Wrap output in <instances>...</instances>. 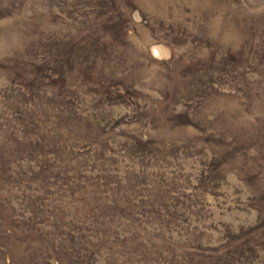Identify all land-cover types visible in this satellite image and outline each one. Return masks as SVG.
I'll return each instance as SVG.
<instances>
[{"label":"rangeland","instance_id":"rangeland-1","mask_svg":"<svg viewBox=\"0 0 264 264\" xmlns=\"http://www.w3.org/2000/svg\"><path fill=\"white\" fill-rule=\"evenodd\" d=\"M15 1L0 0V245L12 264H227L238 248L227 233L240 227L252 228L243 236L252 240L245 253H255L249 264H264V205L253 206L264 190L241 178L256 172L254 162L231 158L214 191L201 189L214 154L209 138L219 136L214 116L228 130L264 121V0H117L132 63L121 59L135 67L104 70L122 85L110 87L111 99L74 76L63 90L73 97L63 99L52 83L62 77L34 74L44 60L24 53L40 49L29 35L38 19L57 16L47 32L80 42L92 33L82 23L95 26V5L108 0H68L63 8ZM193 78L215 84L191 88ZM187 93L210 95L197 114L173 100ZM64 100L73 103L54 108ZM194 136L195 152L175 153ZM139 139L159 148L158 158L133 150ZM156 193L164 206L153 202ZM121 211L127 220L110 218ZM9 255L0 264H10Z\"/></svg>","mask_w":264,"mask_h":264},{"label":"trees","instance_id":"trees-1","mask_svg":"<svg viewBox=\"0 0 264 264\" xmlns=\"http://www.w3.org/2000/svg\"><path fill=\"white\" fill-rule=\"evenodd\" d=\"M14 1V5H16V1ZM68 0H44L47 3L49 7L54 8H63L65 3ZM28 0H25V6L27 5ZM10 4L12 6L13 2L10 1ZM23 4V5H24ZM88 3L86 1H83L84 6H88ZM125 6H128L129 0L124 1ZM46 5V4H45ZM30 6V5H29ZM62 6V7H61ZM95 7L98 10H95L96 16H95V26L93 27H86L85 24L87 22H83V28L82 31H88L92 32L89 36L82 38L79 40L80 42L73 41L71 39V35L68 33H59V32H50L47 30L52 27L56 22L52 20V18L57 19V16H49L45 17L44 20L38 19V22L36 25L31 29L29 35H34L35 40L38 44V48L35 49V47L31 46L28 48L27 51H25V56L32 59H42L44 60L45 67H40L34 74H38L41 77H44L45 75L48 76L47 73H51V77L53 76H61V81L58 82V80H54L52 83L55 84L54 87H58L62 91L67 85V78L70 76H74V79L77 77L79 78L81 83L90 84L91 86H95L92 91L96 93H100L104 95L106 98L111 99L112 93L110 91V87L113 88H120L119 86H122L120 83H115L113 80L109 79L108 76L105 75L104 70L109 72H119V71H127L130 68L135 67L134 65H126L124 64V60L121 59V56L123 59L127 60L129 63H132V61L124 56V48L126 47V41L124 40V37H126V30L128 29V21L122 18V14L119 13L120 6L118 5L117 0H108V1H101L98 4L95 5ZM35 15V8L32 9ZM23 11V10H22ZM21 10L19 11L22 12ZM18 13V14H19ZM36 17V16H35ZM72 17V16H71ZM37 18V17H36ZM61 22V26L69 27V20H65L62 17H58ZM87 18V17H86ZM73 19V18H72ZM74 20V19H73ZM75 21V20H74ZM47 32V33H46ZM63 35V37L60 39H56L58 36ZM28 35V36H29ZM38 36V37H37ZM90 38V40H87V38ZM47 39L48 42L44 43L41 39ZM67 38V39H63ZM70 39V40H69ZM123 54V55H122ZM15 64L18 65L17 61H20V63L24 62L22 61V58H15ZM165 64L164 66H166ZM50 66V67H49ZM169 69V68H168ZM28 70V68L26 69ZM25 70V71H26ZM46 70V71H45ZM203 71V70H202ZM187 75L181 74V78L183 81H185ZM50 77V78H51ZM206 77V76H205ZM55 78V77H54ZM166 79L169 81L172 80L171 77L165 76ZM188 83V86L191 88L197 87V86H208V84H215V80L210 79H196L193 78L192 81H186ZM217 82V81H216ZM125 86V84L123 83ZM212 86V85H211ZM187 89V88H186ZM57 93L63 99L65 97H73V95L70 92L63 91V92ZM188 92V90H187ZM190 94V93H189ZM188 93L184 95H180L179 99H173L177 104L180 100L184 101L185 106H191L194 108V111L198 112L199 106L202 105L203 100H206L209 98L208 95H201L195 94V95H189ZM59 96V97H60ZM167 101L171 99L169 96H163V98H159V100ZM66 101H69L70 103H67ZM64 102L65 104L71 105L73 102L70 100H64L63 102H54V108L57 109H64V105H62ZM182 102V101H181ZM189 103V104H188ZM194 104V106H192ZM199 105V106H198ZM168 108L166 107L167 110ZM162 113H165L164 110L160 109ZM181 117L180 119L184 118V114H179ZM166 117V115H165ZM215 117V125L217 122L218 124V138L217 139H211L209 138V143H212V150L214 152L212 157V165H210V168L208 170L209 176H205L207 179H205L203 191H207L205 188L208 186L210 190H213V188H216V181H218L221 176H219V171L223 168V164L226 162H230L231 158H238L241 159L244 162V165L247 166L248 164L246 161L252 160L254 162L252 164V168L254 171L251 174H246L245 176L241 177L248 185L253 184V188H258L261 190H264V121L258 120L255 125H252L254 128H243V127H237L236 130H228L221 127L219 118L217 116ZM238 117H240L238 114L233 115L232 119L238 120ZM169 121V119H167ZM181 123L178 125H186L185 121H179ZM190 124H193L194 122L190 120ZM188 123V124H189ZM196 124V123H194ZM199 126V125H198ZM200 131H207L205 129H202L201 127ZM207 133V132H206ZM127 137H129L127 135ZM88 140V139H87ZM198 138L196 136L193 137L192 141L188 143L183 142L182 145L179 147H174L175 153L180 151H183L185 153H192L194 150H197L195 148L196 143H198ZM87 142H93L92 140H88ZM75 145L74 143H72ZM136 147L134 146L133 150H139V153H149L151 156H154L158 158V152L160 151L159 148L152 149L151 144L149 142L143 141L139 139L136 143ZM172 145H175V143H171ZM76 146V145H75ZM78 146V145H77ZM253 150L257 154L253 155V157H250L249 151ZM200 151V150H198ZM195 152V151H194ZM176 153V154H177ZM168 154L166 153H159L160 158L166 157ZM247 157V158H245ZM251 159H250V158ZM244 166V167H245ZM207 172V171H206ZM128 198V196H127ZM155 200L154 203L158 204L157 206H164V202H166V197L164 198L163 195H160L158 193L154 196ZM258 205H253L256 209H260L261 207L259 204L264 205V197H258L257 200ZM163 202V203H162ZM169 206V205H165ZM118 210L117 212H119ZM154 213V212H153ZM158 213V212H157ZM172 211L169 210V213L166 212L167 224L168 221L172 218ZM95 214L97 217L99 216H105L102 212H96ZM126 213H123L122 211L119 213V215H111L113 218H122V219H128V216L125 215ZM263 225L254 226L253 229L259 230ZM252 228L244 229V227L239 228V233H227L230 239L235 240L237 245V250L235 251H229L227 252V256L230 258L229 262L227 264H249L253 258V255H249V253H245L244 244L245 243H251L252 240L250 238H243V236L247 233L246 230H249ZM193 247V246H192ZM191 247V248H192ZM6 247L0 245V255L3 254V256L6 258L9 255V251H7ZM247 251L252 252V247L246 248ZM251 254V253H250ZM10 253V264H12L14 259V255ZM221 257V256H219ZM48 259V258H47ZM221 259V258H220ZM197 264V263H196ZM201 264H207L205 262ZM212 264V263H208Z\"/></svg>","mask_w":264,"mask_h":264}]
</instances>
